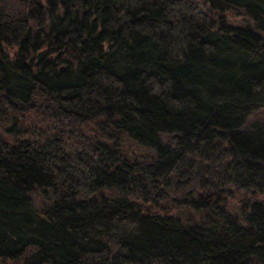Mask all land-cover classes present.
<instances>
[{"label":"trees","instance_id":"obj_1","mask_svg":"<svg viewBox=\"0 0 264 264\" xmlns=\"http://www.w3.org/2000/svg\"><path fill=\"white\" fill-rule=\"evenodd\" d=\"M0 264H264V0H0Z\"/></svg>","mask_w":264,"mask_h":264},{"label":"water","instance_id":"obj_2","mask_svg":"<svg viewBox=\"0 0 264 264\" xmlns=\"http://www.w3.org/2000/svg\"><path fill=\"white\" fill-rule=\"evenodd\" d=\"M44 50L39 51L38 53V59H40L43 56Z\"/></svg>","mask_w":264,"mask_h":264}]
</instances>
